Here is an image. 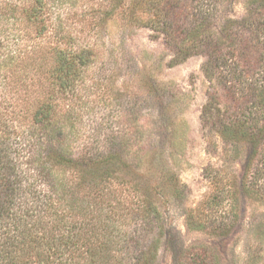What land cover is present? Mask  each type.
I'll use <instances>...</instances> for the list:
<instances>
[{"label": "trees", "instance_id": "trees-1", "mask_svg": "<svg viewBox=\"0 0 264 264\" xmlns=\"http://www.w3.org/2000/svg\"><path fill=\"white\" fill-rule=\"evenodd\" d=\"M69 4L0 0V264H111L125 254L128 226L142 227L136 248L161 228L156 176L161 190L181 187L153 149L136 159L109 142L78 151L77 87L96 61L100 36L89 42L65 30L59 10ZM232 6L109 0L90 14H101L97 28L118 18L125 32L147 29L161 38L169 67L204 58V77L223 90L209 96L201 121L235 152L248 146L240 192L264 194V0H246L241 17L229 13ZM142 162L149 174L140 172ZM154 242L133 264L153 262Z\"/></svg>", "mask_w": 264, "mask_h": 264}, {"label": "rangeland", "instance_id": "rangeland-1", "mask_svg": "<svg viewBox=\"0 0 264 264\" xmlns=\"http://www.w3.org/2000/svg\"><path fill=\"white\" fill-rule=\"evenodd\" d=\"M92 1L70 0L59 10L66 31L87 34L89 42L100 36L96 61L77 87V149L109 142L130 159L153 149L181 183L168 192L156 176L163 193L157 200L161 228L136 248L134 236L142 227L128 226L125 254L111 264H133L151 238V264H264V194L243 195L239 187L248 146L235 152L201 121L209 96L220 95L223 84L204 77L201 56L169 67L171 53L147 29L125 32L118 18L95 27L101 14L91 11L102 13L109 0ZM245 2L232 0L229 13L241 17ZM146 167L140 172L149 174Z\"/></svg>", "mask_w": 264, "mask_h": 264}]
</instances>
